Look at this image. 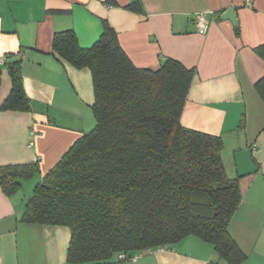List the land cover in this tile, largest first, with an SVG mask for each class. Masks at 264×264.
Returning <instances> with one entry per match:
<instances>
[{
	"label": "crops",
	"instance_id": "obj_1",
	"mask_svg": "<svg viewBox=\"0 0 264 264\" xmlns=\"http://www.w3.org/2000/svg\"><path fill=\"white\" fill-rule=\"evenodd\" d=\"M104 21L137 67L157 70L173 58L194 69L180 122L222 137L226 172L239 178L242 194L228 227L246 256L238 264H264V101L256 88L264 60L255 51L264 44V0H0V166H39L15 193L0 187V264H67L70 227L22 216L35 185L97 122L92 73L62 58L54 35L72 29L90 47ZM8 56L21 61L29 110L2 108L12 91ZM97 264L123 263L115 255ZM135 264L228 263L212 243L190 235L142 251Z\"/></svg>",
	"mask_w": 264,
	"mask_h": 264
},
{
	"label": "trees",
	"instance_id": "obj_2",
	"mask_svg": "<svg viewBox=\"0 0 264 264\" xmlns=\"http://www.w3.org/2000/svg\"><path fill=\"white\" fill-rule=\"evenodd\" d=\"M53 49L90 69L97 122L35 185L23 220L69 226L67 264H97L190 235L212 243L228 264L242 261L228 231L242 194L239 178L226 172L224 141L180 122L194 69L173 58L157 70L137 67L107 21L92 46L68 29L55 33ZM255 51L264 60V44ZM9 59L12 91L2 108L29 110L21 61ZM256 88L264 101V77ZM38 170L0 166V187L11 195Z\"/></svg>",
	"mask_w": 264,
	"mask_h": 264
},
{
	"label": "built area",
	"instance_id": "obj_3",
	"mask_svg": "<svg viewBox=\"0 0 264 264\" xmlns=\"http://www.w3.org/2000/svg\"><path fill=\"white\" fill-rule=\"evenodd\" d=\"M196 21L199 24V32L205 33L208 28V24L206 21V14L204 11L197 12L196 14ZM3 63V58H0V64ZM163 247H158L151 249L154 250H161ZM142 256V251H137L135 253L129 254L126 251H121L117 254L118 260L123 264H135L139 258Z\"/></svg>",
	"mask_w": 264,
	"mask_h": 264
},
{
	"label": "water",
	"instance_id": "obj_4",
	"mask_svg": "<svg viewBox=\"0 0 264 264\" xmlns=\"http://www.w3.org/2000/svg\"><path fill=\"white\" fill-rule=\"evenodd\" d=\"M228 18L231 19L235 24H237V20H236L235 16L230 15V16H228Z\"/></svg>",
	"mask_w": 264,
	"mask_h": 264
}]
</instances>
